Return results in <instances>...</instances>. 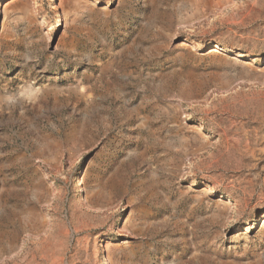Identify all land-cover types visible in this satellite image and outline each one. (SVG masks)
Wrapping results in <instances>:
<instances>
[{"label": "rangeland", "instance_id": "obj_1", "mask_svg": "<svg viewBox=\"0 0 264 264\" xmlns=\"http://www.w3.org/2000/svg\"><path fill=\"white\" fill-rule=\"evenodd\" d=\"M262 136L264 0H0V264H264Z\"/></svg>", "mask_w": 264, "mask_h": 264}, {"label": "bare ground", "instance_id": "obj_2", "mask_svg": "<svg viewBox=\"0 0 264 264\" xmlns=\"http://www.w3.org/2000/svg\"><path fill=\"white\" fill-rule=\"evenodd\" d=\"M255 144L257 145H263L264 144V136L258 138V139H255ZM19 237V236H18ZM20 245V244H19ZM16 247V246H15ZM19 248V247H18Z\"/></svg>", "mask_w": 264, "mask_h": 264}]
</instances>
